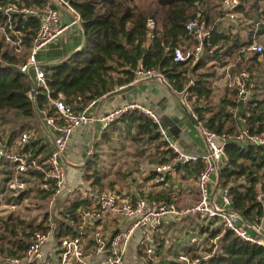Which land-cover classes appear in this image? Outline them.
Masks as SVG:
<instances>
[{"label":"trees","instance_id":"1","mask_svg":"<svg viewBox=\"0 0 264 264\" xmlns=\"http://www.w3.org/2000/svg\"><path fill=\"white\" fill-rule=\"evenodd\" d=\"M81 16V30L84 42L74 53L62 60L42 66L45 83L52 97L62 94L65 101L75 111L81 110L90 101L111 94L118 87H126L134 79V71L141 66L145 69H158L166 78L167 86L175 93L186 89L192 100L198 121L206 128L228 136L224 150L227 160L219 170L218 184L226 188L232 201V207L244 220L253 223L262 220L264 229V202L258 201L256 195L264 194V145H239L234 136L239 127L244 126L249 133L264 131V58L263 52L248 51L254 37L264 34V0H240L235 9L237 17L227 18L222 9L208 7L203 10L201 4L206 0H157L161 13L145 12L136 6L134 0H68ZM219 6L220 5V0ZM47 0H0V4L13 3L20 7L41 8ZM221 8V7H220ZM202 9V16L211 26L210 45H206L202 57L190 65L174 59V49H186L194 44L187 33L185 23L196 16ZM151 17L155 26L149 37L146 20ZM235 20H244L245 24H233ZM10 22L16 31L23 33L26 48L31 44L39 25V18L22 16L14 13ZM8 23L7 17L0 12V24ZM211 49V52L209 50ZM25 55H17L4 38L0 39V125L6 123L8 113L28 120L35 116V111L46 106L47 97L43 87L37 89L35 101L27 96L32 88L30 80L20 72L17 64ZM225 59V61H224ZM230 65V74L241 70L249 73L247 88L251 90L246 103H236V88L228 87L226 93L217 102L212 98L213 80L216 76V62ZM228 61V62H227ZM261 73L263 77L254 83V77ZM257 75V76H256ZM193 78V83L188 84ZM25 122L21 124L24 125ZM123 129L138 146L152 147L159 160L165 163L174 156L166 141L158 132V125L144 112L131 110L123 113L100 132V137L111 140L114 133ZM17 128L14 132H20ZM14 136V135H12ZM35 142L25 146V151L38 157L33 151ZM169 158V159H168ZM44 158L39 159L42 161ZM97 157L92 156L84 165L81 178L89 183L91 189L101 188L103 177L96 168ZM197 175L202 168L201 160L179 164ZM113 186V184L111 183ZM43 196L46 193L37 189ZM30 189L22 191L16 197L23 200ZM152 199L170 203L173 200L163 194H155ZM197 200V199H196ZM195 200V201H196ZM68 203L60 210L59 217L53 220L54 236L76 233L79 217L77 210L87 208L89 200L74 190L67 194ZM46 219L38 225L26 223L18 217L9 215L0 218V229L14 236L9 247L4 248L0 242V253L20 257L26 248L25 237L36 231H44L49 225ZM46 223V224H45ZM17 229L22 230L18 237ZM210 241L207 256L198 258L191 254L195 264H264V246L242 240L231 230L218 227L206 230ZM206 230V231H205ZM162 241V240H160ZM153 242V241H152ZM162 242L156 247V253L162 252ZM153 249L154 245L152 244ZM148 264H183L179 259L162 257Z\"/></svg>","mask_w":264,"mask_h":264},{"label":"built area","instance_id":"2","mask_svg":"<svg viewBox=\"0 0 264 264\" xmlns=\"http://www.w3.org/2000/svg\"><path fill=\"white\" fill-rule=\"evenodd\" d=\"M239 4L240 0H220L221 9L230 20L237 17L235 9ZM0 12L8 20V23L0 24L4 41L17 55H25L24 60L17 64V68L34 84V87L27 92V96L34 102L37 89L43 87L45 90L46 106L38 112L35 111V115L39 116L44 133L50 137L51 141L47 157L40 161L30 151L24 150L26 145L39 138L38 132L34 130L21 131L10 139L0 131V162H4L9 170L5 186L15 198L27 189H30V192L39 189L46 193L49 204L48 216L52 215L50 214L51 208L58 201L59 196L67 195L73 190L66 186L69 167L83 163V161L74 163L69 160L67 155L74 131L93 123H99L101 129H104L123 113L131 110H139L148 115L158 125V132L174 153L170 160L160 163L154 168L157 173L156 181H164L166 176L173 172L179 164L194 162L198 158L202 163V168L195 181L197 200L190 206L179 209L174 202L165 203L148 196L136 195L134 198H130L122 196L113 189L87 188L84 190V196L91 199L92 205L87 208H78L77 214L80 221L75 234L64 235L54 242V226L50 223L48 229L36 230L31 234L20 257H5V263L136 264L133 260L129 261L128 259L130 243L136 232H139V244L145 245L143 247L145 254L151 260L158 261L159 258L153 252L152 232L161 227L168 217L181 218L188 214H197L217 221L222 226V231L231 230L244 241L264 246L262 220L253 223L246 222L241 214L232 207L228 190L220 188L218 184L219 170L227 160L224 146L228 136L224 133L218 134L204 127L198 121L192 100L189 98L190 94L186 89L177 93L178 101L199 125L198 129L205 143V151L200 156L183 152L162 126L159 116L138 102H129L97 115L92 108H95L98 100L102 97L90 101L81 110L75 111L73 106L65 101L62 94L57 97L51 96L45 83L43 67L38 61L37 55L40 50L60 39L66 30L81 29V16L68 0H47L41 8L20 7L13 3L0 4ZM201 12L202 9L197 12L194 18L186 21V31L194 40V44L186 49L175 48L174 59L176 61L193 65L202 57L205 46L210 45L211 26L206 24ZM14 13L39 18L35 36L27 48L23 33L16 31L10 22ZM154 26V19L149 17L146 20V31L149 37ZM247 50L261 52L262 47L253 40ZM249 76L245 70L229 74V85L234 86L237 91L236 103H246L250 99L251 93L247 88ZM150 79H156L167 85L166 78L158 69H145L141 66L135 69L131 84ZM192 83L193 78L189 80L188 84ZM120 88L123 86L118 87V89ZM234 139L241 146L264 145V131L251 134L242 125ZM256 199L264 202V194L258 193ZM107 214L127 220L128 224L113 233L93 228L94 224ZM88 242L91 244L90 249L87 248ZM179 257L185 260L183 264H195L187 255Z\"/></svg>","mask_w":264,"mask_h":264},{"label":"rangeland","instance_id":"3","mask_svg":"<svg viewBox=\"0 0 264 264\" xmlns=\"http://www.w3.org/2000/svg\"><path fill=\"white\" fill-rule=\"evenodd\" d=\"M134 2L139 9L148 13H154L156 16H158L162 11L157 4V0H134ZM200 6L203 10L207 9L208 7L221 9L218 0H206L205 4H201ZM232 23H238L239 27H241L245 24V21L235 20ZM2 35L3 30L0 28V39ZM254 41L262 47L261 52L264 53V34L254 37ZM63 45L64 43L59 41V43L54 45L52 43L48 45L47 48L40 50L37 55V59L40 64L44 66L62 60L64 57V53L61 56ZM260 60L262 63H264L263 57H260ZM229 66L230 65L223 64L222 61L216 62L215 69L217 75L219 74L218 76L221 75L222 77V75H224L225 69L229 71V68L231 67ZM255 73L258 74V76L256 75L257 77H254V83H258V80L261 79L263 75L261 73ZM5 121L6 123L0 125V131H2L3 135L5 134L8 136L11 131H15L17 128L21 127V131L34 130L41 134L36 121L32 118L28 120L29 123H27L24 118L15 116L13 113H8ZM23 122H25V124L21 126ZM20 132H14V134L18 135ZM83 135L84 136H81L80 139L84 137L86 138L88 136V130ZM95 142V144L91 145L90 155L94 154L97 157L96 168L103 177V185L101 188L97 189L107 188L114 189L115 191H117L118 188L126 189L129 187L131 182L133 183L137 180L139 175H142L141 172H147V169L141 168V165H148L152 163V158L149 154L151 152L149 149L133 143L131 136L127 132H123L120 137L114 136L112 141L109 143H105L101 137H99L98 133V137L96 138ZM84 153L85 152H83V154ZM0 164L4 165L2 169L7 167L4 162H0ZM1 172L2 171H0V218L8 219L9 215H13L18 217L20 220L25 221L26 223L38 225L43 222L46 219V216L49 215V204L47 198L39 193L37 189L33 192H29L23 200L15 198L11 192L7 191L5 186L7 173L5 174ZM78 172H82L81 167H74L73 165L68 169V174L71 177H74ZM114 179H117L116 185L119 184V187H114L110 184L114 182ZM79 183L82 185L84 184L82 179ZM187 189L189 190V192L185 190L187 196H184L179 202L180 206L183 207H185L184 205L188 203L185 200L186 197L191 199L190 197H192V194L197 195L196 193L191 192L194 190L193 185H189ZM65 203H67L65 200L54 203L50 213L52 215L48 216L46 222L47 224L51 223L54 226L53 220L59 217V212L64 208ZM201 227L209 231L222 226L217 221L201 217L197 214H188L179 219L167 218L161 227L155 229L152 232L154 255H156L158 258H161L162 255H164L169 258L179 259V261H182V263H185V260L179 257L180 255H187L188 258L191 254L198 258L206 257L208 249L214 241L209 240L208 234L203 233V230H200ZM22 230L28 233L27 229H17L18 237H22ZM14 238L15 237L10 235L8 232H4L2 229H0V242H2L4 248L9 247V245H11V242H9L10 239ZM25 238L27 244L30 236ZM53 238L54 242L59 239L55 236ZM159 242H162L163 244L161 248L162 252L157 255L155 254V250ZM146 244L148 243L146 242ZM131 246L132 248L128 257L129 261L133 260L136 262V264H148L149 260L151 263L155 262L145 254V249L143 248L145 245L139 244V232H136L133 235L130 243V247ZM8 256L9 255L0 253V264H7L5 263L4 258ZM193 262L196 263L197 261L194 260Z\"/></svg>","mask_w":264,"mask_h":264},{"label":"crops","instance_id":"4","mask_svg":"<svg viewBox=\"0 0 264 264\" xmlns=\"http://www.w3.org/2000/svg\"><path fill=\"white\" fill-rule=\"evenodd\" d=\"M59 41H62V43H64L63 50H61V56L64 53L63 58H65L73 50L81 47L83 43V32L81 29L70 28L66 30L63 33V35L60 37V39L57 40L55 43H53V45L59 43ZM229 74L230 72L227 71L226 69L222 77L221 75L218 76L219 74L218 75L216 74L213 80V91H212V98L214 102H217L220 99V97L226 93L228 87H230ZM131 85L132 87L124 92H116L113 94L111 93L104 95V97L98 100V103L95 105L94 109L92 108V110L95 111L97 115H101L104 112L113 110L126 103L138 102L144 105L145 107L151 109L159 116L162 126H164V128L170 132L172 140L176 142L178 147L183 152L194 156H200L204 153L205 143L199 132L198 129L199 125L190 117L189 112L180 104V102L178 101L177 93L173 92L165 83L158 81L156 79L145 80L134 84L132 83ZM32 119L36 121L38 128L40 129L41 132V134L38 133L40 135L38 139H36L35 141H31V142H35L33 151L36 152L38 151V149H40L37 153L38 154L37 158L45 159L49 153V148L51 145L50 137L44 133L39 116L35 115ZM87 130H88V136L86 138L84 137L80 139L81 136H84L83 134ZM101 130L102 129L99 123H93L75 130L72 135L67 151L69 160L74 163H78L80 161L84 162L88 156H90V158L94 156V154L90 155L91 145L96 143L95 142L96 138L98 137V133L100 137ZM123 132H126V130L123 129V125H121L120 131H118V133H114L111 136V140L105 141L102 138L101 139L105 143H109L112 141L114 136L120 137ZM12 135L15 134L10 133L8 135L9 138L10 137L13 138L14 136ZM145 148L149 149V151L151 152L149 154L152 158L151 159L152 163L148 165H143V164L141 165V168L147 169V172L144 173L141 172L142 175H139L137 180L134 181L133 183L131 182L129 187H127L126 189L118 188L117 189L118 193L121 194L122 196L130 197V198H134L136 195H142V194L143 196H148L149 198H152V196L154 197L155 194H163L167 196V198L172 199L173 200L172 202H174L179 209H184L190 206L191 204H193L197 199V195L194 194L191 195L192 196L190 197L191 199H189V197L185 198V200L188 202L186 203V205L188 206L186 205H184L185 207L180 206L179 202L181 199H183L184 196H187L185 190L189 192V190L187 189L189 185L190 186L193 185L194 188V190H192L191 192L197 194L196 184H195L197 175H194L192 171L186 170L185 167L180 165L177 166L173 172L169 173L164 181L162 182L156 181L157 173L155 172L154 168L158 164H160L157 163L159 157L157 156L158 154L154 148L152 147H145ZM83 152L85 153L83 154ZM81 165L75 164L74 167H79V168L81 167L83 170V167ZM2 167H4V165L0 164V171H2L1 173L9 174V170L7 169V167L3 169ZM81 175L82 172H78L74 177H71L69 176V174H67L66 186H68L73 190H77L81 192L83 194V198H86L90 202V205L88 207H91L92 205L91 199L84 196V190L90 188V186L89 183L87 182H84L83 185L79 183L81 182L82 179ZM114 182H112L113 186L119 187V184L116 185L117 179H114ZM61 200H65V202L68 203L67 195L66 194L60 195L58 201ZM168 218H173V217H168ZM127 224H128L127 220L121 219L113 214H107L105 217H103L102 220L97 221L94 224L93 228L102 229L105 232L113 233L116 230L120 229L121 227L126 226ZM90 245L91 244L88 242L87 244L88 249H90ZM131 248L132 246L129 247V253L131 251Z\"/></svg>","mask_w":264,"mask_h":264},{"label":"water","instance_id":"5","mask_svg":"<svg viewBox=\"0 0 264 264\" xmlns=\"http://www.w3.org/2000/svg\"><path fill=\"white\" fill-rule=\"evenodd\" d=\"M83 42H84V35H83ZM82 44H83V43H82ZM78 49H79V48H78ZM78 49L73 50L71 53H74V52L77 51ZM71 53H70V54H71ZM30 84H31V87L33 88V87H34V84H33L32 81H30ZM131 87H132V85L130 84V85L126 86V87H123V88H121V89H119V90H116V91L113 92V93H116V92H124V91L130 89ZM113 93H112V94H113ZM196 123H197V122H196ZM168 135L171 137V134H170L169 131H168ZM89 158H90V156H88L87 159H85V161H84L83 164L81 165L82 167H84L85 163L88 161Z\"/></svg>","mask_w":264,"mask_h":264}]
</instances>
